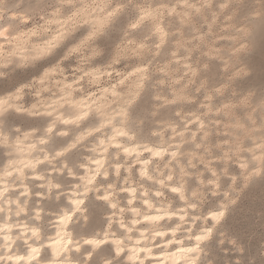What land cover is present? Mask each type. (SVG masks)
Instances as JSON below:
<instances>
[{
  "label": "clouds",
  "instance_id": "clouds-1",
  "mask_svg": "<svg viewBox=\"0 0 264 264\" xmlns=\"http://www.w3.org/2000/svg\"><path fill=\"white\" fill-rule=\"evenodd\" d=\"M87 239L264 264V0H0V264Z\"/></svg>",
  "mask_w": 264,
  "mask_h": 264
},
{
  "label": "snow or ice",
  "instance_id": "snow-or-ice-1",
  "mask_svg": "<svg viewBox=\"0 0 264 264\" xmlns=\"http://www.w3.org/2000/svg\"><path fill=\"white\" fill-rule=\"evenodd\" d=\"M157 155H159V154L157 153ZM105 179H107V177H105ZM93 182H95V181H93ZM103 199L105 201H109L111 198H110V196L105 195L103 197ZM129 202L133 203V201H131V200ZM71 203H72L75 211H73L69 215L62 217L59 220L60 224L70 223L72 221V219H74L75 214L79 211L82 202L80 200H73V201H71ZM112 207L115 208L116 207L115 204H112ZM73 243H74V241L72 239H68L66 241H64V240H57L56 241V244L62 245L65 251H67L69 248H71L73 246ZM85 243L92 248L98 249L100 251V253L103 254L101 256L98 264H111V261L108 259V257L111 255H120L122 252V250L120 248H117L115 251H113L112 247L108 244V241H106V240L87 239L85 241ZM117 243H120V242H117ZM75 250L79 251L80 249H79V247H76ZM89 259L91 260V259H93V257H89ZM68 264H72L71 258H69Z\"/></svg>",
  "mask_w": 264,
  "mask_h": 264
},
{
  "label": "bare ground",
  "instance_id": "bare-ground-1",
  "mask_svg": "<svg viewBox=\"0 0 264 264\" xmlns=\"http://www.w3.org/2000/svg\"><path fill=\"white\" fill-rule=\"evenodd\" d=\"M55 231H56V230H54V232H55ZM54 232H53V233H54Z\"/></svg>",
  "mask_w": 264,
  "mask_h": 264
},
{
  "label": "rangeland",
  "instance_id": "rangeland-1",
  "mask_svg": "<svg viewBox=\"0 0 264 264\" xmlns=\"http://www.w3.org/2000/svg\"><path fill=\"white\" fill-rule=\"evenodd\" d=\"M53 232H54V230H53Z\"/></svg>",
  "mask_w": 264,
  "mask_h": 264
}]
</instances>
